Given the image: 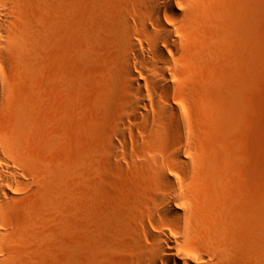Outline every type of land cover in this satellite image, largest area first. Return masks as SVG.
<instances>
[{
    "label": "rangeland",
    "instance_id": "1",
    "mask_svg": "<svg viewBox=\"0 0 264 264\" xmlns=\"http://www.w3.org/2000/svg\"><path fill=\"white\" fill-rule=\"evenodd\" d=\"M221 4L223 15L235 16L237 29L227 31L203 67L185 70L187 79L173 100L186 110L188 140L196 155L191 183L204 217L210 219L213 212L224 219L241 255L255 239L264 243V0H223ZM96 12L79 18L85 26V41L80 44L77 36L67 38L63 52L50 34V18H42L50 13L31 10L35 23L27 31L37 40L24 60L32 65L11 66L10 104L0 106V135L26 127L15 150L28 174L42 185L38 194L23 193L15 217L22 239L40 258L38 264L91 263L83 261L87 253L80 199L84 189H92L83 178L101 172L99 157L113 137L129 147L123 151V163L130 168L139 165L133 149L165 147L174 141L167 120L166 132L155 136L120 108V83L114 76L120 72L119 57L107 42H99L104 31ZM131 61L133 65L135 60ZM152 99L145 97L148 105L155 102ZM122 122L126 123L125 139L117 130ZM122 187L111 188L116 189L110 190V198L116 196L108 200L111 207L131 198ZM56 194L65 199V217L58 213ZM58 219L65 221L63 241L56 232ZM107 239L109 232L101 234L102 244ZM61 242L64 247L58 250L55 247ZM103 257L105 264L111 263L110 255ZM241 260L238 264H246ZM253 262L263 263L260 258Z\"/></svg>",
    "mask_w": 264,
    "mask_h": 264
},
{
    "label": "bare ground",
    "instance_id": "2",
    "mask_svg": "<svg viewBox=\"0 0 264 264\" xmlns=\"http://www.w3.org/2000/svg\"><path fill=\"white\" fill-rule=\"evenodd\" d=\"M222 1L0 0V106L10 104L11 66L32 65L24 60L37 40L27 31L35 23L31 10L48 14L51 11L45 8L52 10L50 16L42 18H50V34L58 40L63 52L67 38L77 36L80 44L85 41V26L79 18L97 11L98 23L104 31L102 41H98L107 42L119 57L120 72L114 76L120 83V108L135 121H142L145 129L155 136L166 132V120L174 130V141L165 147L133 149L139 164L134 168L123 163L126 157L123 151L129 147L121 146L113 137L99 157L101 172L85 174L84 183L92 191L84 189L80 199L83 235L88 238V241L84 238L87 256H83V261L91 263H83L105 264L103 256L110 255L109 264H238L240 259L254 264L253 258H260L264 264L263 242L255 239L239 255L240 246L224 219L213 212L210 219H205L191 183L196 155L188 140L190 128L183 112L186 110L179 109L173 100L187 79L185 70L203 67L227 31L237 29L235 16L223 15ZM246 30L254 38L251 29ZM131 59L135 60L133 65ZM146 96H152L155 102L148 105ZM121 124L117 127L118 134L125 139L126 123ZM25 132L26 127L20 126L11 134L0 135V264H38L40 259L22 239L15 218L23 193L38 194L42 189L41 182L28 174L19 151L15 150ZM119 185L126 187V197L132 200L125 197L126 202H119L121 206L114 208L108 204L113 198L110 190ZM56 197L58 213L65 217V199L63 195L56 194L55 200ZM60 219L56 220V232L61 237L58 240H62L65 230L62 224L65 221L61 223ZM108 232L110 239L102 244L100 236ZM63 243L55 248L61 250Z\"/></svg>",
    "mask_w": 264,
    "mask_h": 264
}]
</instances>
